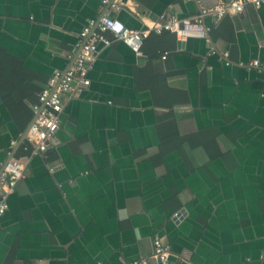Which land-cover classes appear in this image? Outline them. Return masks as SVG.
I'll return each instance as SVG.
<instances>
[{
	"label": "crops",
	"instance_id": "obj_1",
	"mask_svg": "<svg viewBox=\"0 0 264 264\" xmlns=\"http://www.w3.org/2000/svg\"><path fill=\"white\" fill-rule=\"evenodd\" d=\"M216 1L113 12L102 0H0V173L27 164L0 220V264H126L152 256L156 235L173 264H264V6L207 16V39L151 34L140 56L101 47L47 156L27 161L22 141L31 103L74 65L89 22L144 29Z\"/></svg>",
	"mask_w": 264,
	"mask_h": 264
},
{
	"label": "built area",
	"instance_id": "obj_2",
	"mask_svg": "<svg viewBox=\"0 0 264 264\" xmlns=\"http://www.w3.org/2000/svg\"><path fill=\"white\" fill-rule=\"evenodd\" d=\"M189 1V0H184ZM113 12L122 11L129 5V0H102ZM256 8L264 6V0H217L211 8H202L200 13L188 19L163 14L159 20L147 25L144 29L127 27L117 17L109 14L103 16L99 22H89L80 34L76 45L79 54L74 65L64 71H55L48 80L46 88L38 95L36 103L32 105L35 121L27 134L24 151L26 160L35 156H47L54 143L55 136L61 126L62 115L66 106L74 97L91 85L89 74L94 70L101 47L108 48L120 42L130 48L136 55L143 54V47L151 34L162 35L165 32L176 34L182 42L195 37L207 39L210 28L205 23L207 16L220 20L227 15L240 14L246 5ZM131 9V8H130ZM166 52L162 59H167ZM226 65L229 53H225ZM253 66H260L255 61ZM27 164L21 160L12 159L5 163L0 173V220L9 209L7 198L14 192L19 180L24 178ZM55 167H50L53 172ZM152 256L126 264H173L170 260V246L161 237H154Z\"/></svg>",
	"mask_w": 264,
	"mask_h": 264
},
{
	"label": "water",
	"instance_id": "obj_3",
	"mask_svg": "<svg viewBox=\"0 0 264 264\" xmlns=\"http://www.w3.org/2000/svg\"><path fill=\"white\" fill-rule=\"evenodd\" d=\"M207 35H209V32L207 33ZM34 121H35V117L33 118V120L30 122V124H29V126H28V128H27V130L24 132V135H23V140L22 141H25V140H27V134H28V132H29V129L31 128V126L33 125V123H34ZM10 160H8L6 163H8ZM179 215V214H178ZM177 215V216H178Z\"/></svg>",
	"mask_w": 264,
	"mask_h": 264
},
{
	"label": "trees",
	"instance_id": "obj_4",
	"mask_svg": "<svg viewBox=\"0 0 264 264\" xmlns=\"http://www.w3.org/2000/svg\"><path fill=\"white\" fill-rule=\"evenodd\" d=\"M37 99H38V98H37ZM36 101H37V100H36ZM36 101H33V102L31 103V111H32V112L30 113L31 116L34 115L33 110H32V105H33L34 103H36Z\"/></svg>",
	"mask_w": 264,
	"mask_h": 264
}]
</instances>
